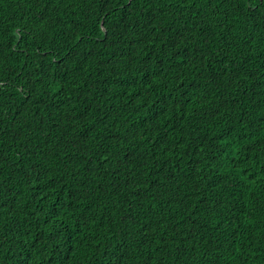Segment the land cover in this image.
Instances as JSON below:
<instances>
[{
  "label": "trees",
  "instance_id": "1",
  "mask_svg": "<svg viewBox=\"0 0 264 264\" xmlns=\"http://www.w3.org/2000/svg\"><path fill=\"white\" fill-rule=\"evenodd\" d=\"M0 264H264V0H0Z\"/></svg>",
  "mask_w": 264,
  "mask_h": 264
}]
</instances>
